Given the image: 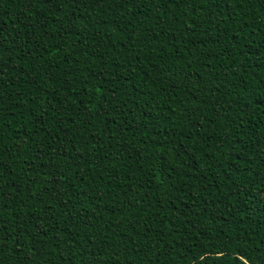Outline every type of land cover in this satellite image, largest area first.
I'll list each match as a JSON object with an SVG mask.
<instances>
[{
  "label": "trees",
  "instance_id": "trees-1",
  "mask_svg": "<svg viewBox=\"0 0 264 264\" xmlns=\"http://www.w3.org/2000/svg\"><path fill=\"white\" fill-rule=\"evenodd\" d=\"M0 264H264V0H0Z\"/></svg>",
  "mask_w": 264,
  "mask_h": 264
}]
</instances>
